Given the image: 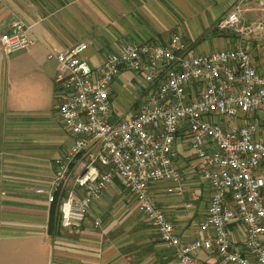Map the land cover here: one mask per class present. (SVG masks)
Instances as JSON below:
<instances>
[{
  "label": "built area",
  "instance_id": "1",
  "mask_svg": "<svg viewBox=\"0 0 264 264\" xmlns=\"http://www.w3.org/2000/svg\"><path fill=\"white\" fill-rule=\"evenodd\" d=\"M245 11L233 6L216 30L252 33ZM34 44L21 20L0 27L2 54ZM86 49L79 42L45 57L56 64L55 110L73 139L53 161L48 187L35 190L56 205L58 228L78 234L91 204L116 178L171 250L168 264H201L199 253L227 264H264V74L249 53L234 47L195 54L177 33L164 43H125L98 66L86 59ZM121 73L141 84L137 110L124 119L113 118L109 99ZM180 145L209 194L204 218L186 242L150 196L155 185L182 194Z\"/></svg>",
  "mask_w": 264,
  "mask_h": 264
},
{
  "label": "crops",
  "instance_id": "2",
  "mask_svg": "<svg viewBox=\"0 0 264 264\" xmlns=\"http://www.w3.org/2000/svg\"><path fill=\"white\" fill-rule=\"evenodd\" d=\"M163 1L165 8L159 0H0V27L17 18L35 40L26 51L8 56L0 51V264L170 262L171 250L160 243L116 178L91 204L78 234L58 225L49 234L51 204L45 196L35 194V190L48 187L53 161L73 140L56 114V64L46 60L49 51L59 53L82 42L87 45L84 56L98 66L106 52L114 53L125 43L153 38L164 43L179 14L189 23L192 15L199 13L214 20L247 0ZM249 5H245L250 9H246L248 21L259 16ZM183 40L195 54L211 51L206 42ZM209 42L219 50L229 44L223 39ZM249 43L256 70L264 74V34ZM130 78L121 73L112 84V90L121 93L113 106L115 114L124 111L117 101L123 103L126 91L135 95L132 84L127 83ZM176 152L177 165L184 174L182 194H168L164 185H155L150 196L186 242L195 236L196 224L204 218L209 194L193 172L191 153L181 145ZM187 203L190 210L185 209ZM197 259L201 264H227L204 253Z\"/></svg>",
  "mask_w": 264,
  "mask_h": 264
},
{
  "label": "rangeland",
  "instance_id": "3",
  "mask_svg": "<svg viewBox=\"0 0 264 264\" xmlns=\"http://www.w3.org/2000/svg\"><path fill=\"white\" fill-rule=\"evenodd\" d=\"M177 1L180 2V0H177ZM247 1H252V0H247ZM247 1L245 3L242 2V1H239L236 4H234L233 6H241L244 9H248L247 7H245V5H249L250 4ZM159 3L161 4V6L163 8H165L164 6H166V4L164 3L163 0H159ZM249 6H251L250 7L251 9H253L257 13H259L258 17H256L253 20H249L248 21L247 20V13H246L247 10L245 11L244 24H245V26L247 24L248 28L251 30L250 32H252V33H249L247 35H244V34L239 35L238 34L239 35L238 36V35H235V34H232V33L228 34V33H225V32L217 31L216 30L217 29V23L222 18L225 17V15L223 16V13L218 14V16L216 18H214V20H210L209 19V15L206 14V13L203 14V15L200 14V13L199 14H194V15H192L193 18L189 20L190 23L188 22L187 19H185L182 15L179 14L178 16H176L174 18L173 28L166 32L167 35H165V36H167V37L164 36L166 38L165 42L168 40V38H169V36L171 34L177 33V34H179L181 36L183 42H184L183 37L187 41L192 40L193 42H206L205 46L208 47V49H211V51H216L218 49V47L215 44H211L209 41L212 42L213 40H216V39L217 40L223 39V41H225L226 43H229L227 48L242 47L249 53V55L250 54L252 55V52L249 49V48H252V46L249 43L250 40H252L254 38H257L259 36H262L264 34V25H263V28L260 27L259 30H255V28L258 26L259 23L260 24H264V22L258 21V20L261 19V13L260 12H261V10L264 9V0H254ZM192 7H193V5H192ZM230 9H229V11H230ZM248 10H250V9H248ZM159 23L162 24L161 21H159ZM139 24L142 25L143 23H139ZM153 39H157V38H153ZM150 40H152V39H150ZM218 42L219 41H216L215 43L218 44ZM211 51H209V52H211ZM106 53H109V52H106ZM206 53H208V52H206ZM251 55H250V57H251ZM251 59H252V57H251ZM127 83L130 84V85L132 84L133 88H131V89L133 90V92H135V95L132 96L131 92H127L126 91V94L124 93L126 96L124 97L125 100L123 101V103L122 102L119 103V101H117V103L119 104L121 109L124 110L122 114H115L113 112V106H114V104H116V100L121 95V93L117 92V90L113 91L112 90V86H111L110 98L109 99H110V103H111V107H112L113 118H118V117L122 116L121 118L124 119L125 116L126 117L129 116L132 112L137 110V106L139 104V99H138L139 89H138V87H139L140 83H137L136 81L131 80V79H129L127 81ZM140 86H141V84H140ZM130 198L132 199V197H130ZM135 205H136V203H135ZM136 210H137V207H136ZM137 212H138V210H137ZM148 226L152 229V227L150 225H148ZM198 258H200V257L198 256Z\"/></svg>",
  "mask_w": 264,
  "mask_h": 264
},
{
  "label": "trees",
  "instance_id": "4",
  "mask_svg": "<svg viewBox=\"0 0 264 264\" xmlns=\"http://www.w3.org/2000/svg\"><path fill=\"white\" fill-rule=\"evenodd\" d=\"M57 229V215H56V206L52 203L49 207V215L47 221V232L52 234V231Z\"/></svg>",
  "mask_w": 264,
  "mask_h": 264
}]
</instances>
